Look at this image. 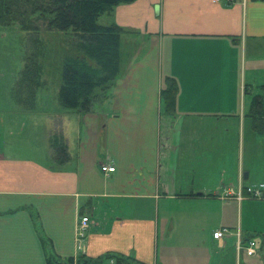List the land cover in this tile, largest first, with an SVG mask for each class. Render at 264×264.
<instances>
[{"label": "crops", "instance_id": "crops-1", "mask_svg": "<svg viewBox=\"0 0 264 264\" xmlns=\"http://www.w3.org/2000/svg\"><path fill=\"white\" fill-rule=\"evenodd\" d=\"M112 19L123 27L121 69L90 110L39 88L28 100L23 89L0 93V264H49V252L68 264L81 253L82 215L84 252L94 257L208 264L194 246L235 244L241 254L238 232L257 238L244 229L262 236L264 250V198L226 195L264 181V133L247 98L264 83V0H133ZM170 76L177 92L167 111ZM56 129L63 161L50 143ZM222 227L230 230L215 237Z\"/></svg>", "mask_w": 264, "mask_h": 264}, {"label": "trees", "instance_id": "trees-1", "mask_svg": "<svg viewBox=\"0 0 264 264\" xmlns=\"http://www.w3.org/2000/svg\"><path fill=\"white\" fill-rule=\"evenodd\" d=\"M133 0H0V22L3 25L17 23L31 33L32 42L39 44L42 29L70 32V51L62 60V83L58 99L62 106L80 111H88L113 84L121 69V34L123 27L112 19L116 5ZM102 15H111L109 22H101ZM34 36V37H33ZM30 58V56H29ZM22 70L19 89L25 90V99L34 90L45 85L43 63L29 60ZM177 82L168 77L162 87V97L166 110L175 107ZM255 131L264 133V83L259 92L251 98L249 113ZM50 143L59 161L69 158L67 142L60 129L50 135ZM115 258L116 264H152L137 259L133 255L106 252L98 256L80 253L76 259L69 257L68 264H101ZM49 264H59L61 259L49 252Z\"/></svg>", "mask_w": 264, "mask_h": 264}, {"label": "rangeland", "instance_id": "rangeland-1", "mask_svg": "<svg viewBox=\"0 0 264 264\" xmlns=\"http://www.w3.org/2000/svg\"><path fill=\"white\" fill-rule=\"evenodd\" d=\"M106 17V15H102L100 21L105 22ZM38 36L42 42L36 44L32 42L31 33L22 29L17 23L3 25L0 22V93L5 94L6 90H12L22 81V70L30 56L29 60L38 59L43 63L42 75L45 85L39 87V91L51 94L49 98L58 103V93L62 83L63 55L70 51L69 40L72 34L59 30L42 29ZM260 89L259 86L255 90L258 92ZM256 92L254 91V93ZM247 98H252V95L248 94ZM231 203H234L232 207L234 224L230 226L235 229L239 222L241 208L237 207V201L234 200ZM243 203L249 202L244 201ZM251 213V206L243 207V223L248 222L247 219H251ZM244 232L253 233L257 237L256 248L258 251L255 255H248L246 251L238 254L234 243V246L223 249L212 242H207L200 246H194V251L202 254L199 257L203 256L208 264H264V250L261 249L263 247L262 236L260 242L256 231H245L244 229ZM257 234L259 233L257 232ZM195 259L199 258L195 256Z\"/></svg>", "mask_w": 264, "mask_h": 264}, {"label": "built area", "instance_id": "built-area-1", "mask_svg": "<svg viewBox=\"0 0 264 264\" xmlns=\"http://www.w3.org/2000/svg\"><path fill=\"white\" fill-rule=\"evenodd\" d=\"M102 169L105 171H114L116 169L115 165L111 164H103ZM226 195L228 197H237L239 199L243 197H253V198H264V181L259 183H250L245 186H240L238 190L230 187L226 191ZM89 226V217L86 215H82L79 224H78V231H77V239L78 245L80 248L81 253H85V246H84V238L86 235L87 228ZM230 229L228 227H222L214 231V236L217 238H221L228 232ZM238 242L237 246L239 249H244L248 255L256 254L257 248V241L254 238H248L243 240L241 238V234L238 232ZM75 264H78L75 262ZM89 264V263H85Z\"/></svg>", "mask_w": 264, "mask_h": 264}]
</instances>
